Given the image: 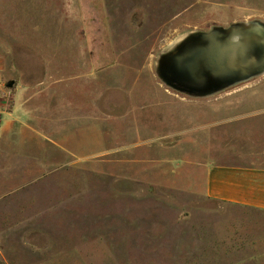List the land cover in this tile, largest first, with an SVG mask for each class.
I'll return each mask as SVG.
<instances>
[{"label":"rangeland","instance_id":"obj_1","mask_svg":"<svg viewBox=\"0 0 264 264\" xmlns=\"http://www.w3.org/2000/svg\"><path fill=\"white\" fill-rule=\"evenodd\" d=\"M43 3L46 24H61L72 51L110 52L113 58L94 60L112 65L93 69V85L101 75L110 89L127 87L108 91L122 94L125 114L106 123L110 137L100 142L108 151L62 154L44 187L0 198V264H264V212L208 199L182 182L186 166L195 171L214 144L223 159L235 156L232 144L243 150L259 141L264 150V119L242 120L264 116V73L201 96L158 73L161 56L192 33L264 24V0ZM19 25L12 21L17 36H35ZM69 62L79 75L85 59ZM165 134H172L167 147L152 148V140L163 143L152 135Z\"/></svg>","mask_w":264,"mask_h":264},{"label":"crops","instance_id":"obj_2","mask_svg":"<svg viewBox=\"0 0 264 264\" xmlns=\"http://www.w3.org/2000/svg\"><path fill=\"white\" fill-rule=\"evenodd\" d=\"M43 2L0 0V173L11 178L9 183L2 176L0 198H21L40 185L44 187L46 176L60 170L62 154L82 158L108 151L104 149L108 144L100 142L110 137L106 123H114L125 114L122 94L118 99L108 91H125L127 87L110 89L101 75L93 85L97 80L93 69L112 65L94 60L113 58L110 52L72 51L69 40L61 36V24H46ZM12 18L21 27L24 23L33 28L35 36H17ZM77 58L85 62L79 64V75L73 76L69 60ZM258 118L264 116H243L242 120ZM110 131L115 132L114 126ZM93 134L99 142L92 141ZM152 138L163 140L160 144L152 140V148H166L172 134ZM239 146L232 144L236 150L229 153L235 156L223 159L220 146L214 144L212 156L200 161L195 171L189 172L186 166L182 182L208 199L264 212L262 144L244 142L243 150L237 149Z\"/></svg>","mask_w":264,"mask_h":264},{"label":"water","instance_id":"obj_3","mask_svg":"<svg viewBox=\"0 0 264 264\" xmlns=\"http://www.w3.org/2000/svg\"><path fill=\"white\" fill-rule=\"evenodd\" d=\"M158 73L169 86L196 96L262 74L264 24L236 23L192 33L161 56Z\"/></svg>","mask_w":264,"mask_h":264}]
</instances>
